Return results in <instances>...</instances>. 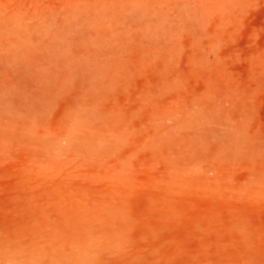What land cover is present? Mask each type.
<instances>
[{"label":"rangeland","instance_id":"1","mask_svg":"<svg viewBox=\"0 0 264 264\" xmlns=\"http://www.w3.org/2000/svg\"><path fill=\"white\" fill-rule=\"evenodd\" d=\"M6 256L264 264V0H0Z\"/></svg>","mask_w":264,"mask_h":264},{"label":"bare ground","instance_id":"2","mask_svg":"<svg viewBox=\"0 0 264 264\" xmlns=\"http://www.w3.org/2000/svg\"><path fill=\"white\" fill-rule=\"evenodd\" d=\"M10 257H11V259L13 261V264H24V263H21V261H18V259H16V257H14V256H10ZM10 257L9 256L8 257L6 256V258H9V259H10ZM22 259H23V256H22ZM29 263H31V262H29Z\"/></svg>","mask_w":264,"mask_h":264}]
</instances>
